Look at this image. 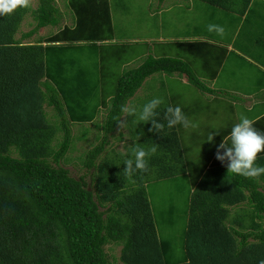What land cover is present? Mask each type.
<instances>
[{"label": "trees", "instance_id": "1", "mask_svg": "<svg viewBox=\"0 0 264 264\" xmlns=\"http://www.w3.org/2000/svg\"><path fill=\"white\" fill-rule=\"evenodd\" d=\"M35 1L34 9L20 8L0 16V264H110L106 246L120 247L121 264H261L264 175L258 180L247 179L215 163L193 180L191 190L186 189L180 234L176 236L172 218L175 207L165 210L168 224L156 226L147 187L164 179L176 188L188 184L179 139L174 127L169 128L164 120V106L156 110L158 121L165 125L162 132H150L148 122L139 123L131 133L132 140L145 150L158 145L155 156L146 157L147 172L126 176L125 161L116 159L120 155L117 153L96 163L107 135L112 137L120 127L118 120L124 115L121 107L146 78L156 73L162 78L185 74L191 85L212 92L183 59L149 56L137 67L127 66L115 81L113 95L108 100L102 97L90 116L92 120L100 107L105 109L102 129L107 140L80 156H68L76 141L70 125L87 120L67 111L71 106L66 94H73L79 106L88 108L87 97L97 90L91 88L89 92L90 84L83 77L86 73L75 69L72 58L67 66L74 75L68 81L63 68L67 58L62 53L74 49L78 41L90 42L88 46L98 61L110 66L107 62L115 60L117 69L127 60L125 54L119 57L125 45L109 39L98 49L96 41L83 34L81 39L59 45L55 42L63 41H56L49 31L36 37L40 29L59 25V12L56 0ZM258 1L260 4L254 3V7L264 4ZM205 2L213 8L212 15L216 14L213 6L219 7L224 25L226 12L242 17V26L235 27L232 48L246 51L250 39L264 44L252 25L254 16L248 10L252 0ZM27 14L35 25L16 38ZM244 30L249 32L248 39ZM31 37L32 42H23ZM97 71L102 72L103 67ZM100 76L95 75L97 84ZM84 88L88 94L82 97L80 90ZM127 159L134 157L130 154ZM71 162L89 172L91 183L85 176L76 179L70 175L65 165ZM256 163L264 166V151L258 154ZM170 216L172 220H168Z\"/></svg>", "mask_w": 264, "mask_h": 264}, {"label": "rangeland", "instance_id": "2", "mask_svg": "<svg viewBox=\"0 0 264 264\" xmlns=\"http://www.w3.org/2000/svg\"><path fill=\"white\" fill-rule=\"evenodd\" d=\"M78 1L81 3L85 2V0H78ZM58 3L59 5L62 4L60 0L58 1ZM108 4L110 6L111 15H112L113 34L109 36V34L106 33V35L107 37H109V39H112L113 37L114 38L113 42L118 45L121 44L125 45L127 43H130L131 41L139 42V43H135L139 45L141 44V42H145V39L147 40L149 45H154V43L157 42L155 39H157L158 37L161 38L173 37L175 39L176 36H187V35L189 36L199 35L198 38L204 37L205 40L217 44L219 41V35H217L215 32H209L208 25L216 24L223 26L227 36L229 35L231 29V27H227V26L225 27L224 20L223 22L221 21L223 17V12L219 9V7L213 6L216 9V14L212 15L211 12L213 8H211L209 4H207L205 1H201V0H164V1L108 0ZM168 6L171 7L169 8V10L166 11ZM35 7H36V1L32 0V6L30 9ZM262 11L264 12V8L262 9ZM70 14L73 16V12L70 11ZM253 16L254 18H251V20L253 21L252 25L255 27V35L259 39L264 40V32H263L264 17L258 18L260 16L257 15H253ZM34 25L35 23L31 15L27 14L19 26V30L18 33L16 34V38H19L22 33L28 32L30 29L34 27ZM45 30H47V28ZM41 34L42 33L40 29L36 37H38V35ZM243 34L246 35V39H248L249 32L244 30ZM33 37L35 38V36ZM33 37L26 39L23 42H32L34 40ZM127 39H129L130 42H127ZM252 42L254 43V45H252L251 50H254L256 48L257 49L262 48L260 43H258L257 41L252 40ZM95 43L97 44V42ZM100 44L101 43H99L98 45ZM104 44H108V42H105ZM88 45H90V42L82 41L75 43L73 45L75 47L74 49H69L62 54L64 58H67L66 59L67 61L64 64L63 68L65 69L66 72V73L64 72L66 74V75L64 74V76L68 78V81L74 75V73H71L70 68L67 66V62L69 58H72V60H74L75 62V65H77L75 69L79 68L80 70L86 73L83 77H85L87 82H89L90 84L89 90L91 88H93V90H97V91H93L90 98L87 97L88 108H85V111L91 112L92 109L90 108L94 107L96 103L97 104L101 103L100 100L102 97H108L113 95L115 90L114 76L115 73L119 74L120 71H118L115 68L116 67L115 60H110L109 62H107V63H111L110 66H106L101 61H98L99 59L97 58L96 53H94V51ZM172 49L174 54L177 55L182 54L183 58L188 59V62L186 64H188L190 69L193 70L196 74L208 76L209 71L207 72L199 71L201 70V66L198 57L192 55L188 56L187 54H183V52H180L176 48H172ZM157 55L160 54L157 53ZM137 63L138 60L133 65ZM213 64H214V60L212 59L211 62L209 63V68H212ZM99 65L103 67L102 72L97 71ZM227 67H228V72H231L232 70H239L241 68V66L234 68L232 65ZM121 68L124 69V71L125 69H128L125 68V65L124 64L122 65V63H121ZM195 73L194 75L197 76ZM96 74L99 76L101 74H107V78L104 79V88L101 85V89L105 91V94L103 96H102V90L101 89L99 90V84L95 82ZM159 74L160 73H156L155 76L152 75L151 76L152 80H149L145 86H143L140 90H138L136 95H134L133 98L128 101L127 105L129 104L128 106H135L139 111L144 104H146L153 98H162L164 103L161 104V106H165V104H168L167 101L163 98V96L168 95L167 92H170V94L172 95L175 94V92L172 91L170 87L165 86V83H159V84H155L153 89L150 88H152L153 83L155 80L158 79V76L159 79L161 80L164 79L167 82L173 84L178 83V80L176 81L169 79L171 77H175V75H172L169 78H162V76H160ZM225 78H226V72L225 73L223 72L221 75V80L224 81ZM233 78L234 80L238 81L239 75H234ZM221 80L219 79L218 85L221 84ZM94 83L97 85H93ZM201 83H203L204 85H208L205 83V81H202ZM226 92L227 91L217 92V93H212L211 96H206L204 93L196 89V87H193L189 83H187L177 93L178 94L177 96L179 101H185L186 103H189L186 107L193 110V112L195 113H199V114H195L194 116L193 114H191L193 118V120L191 118V121L199 123L207 119H210L211 117L213 118V122L219 123L221 120L218 117L224 116V114L227 115L228 113L227 105H229L232 98L234 97L232 94H227ZM218 94H220L222 97L220 98L221 101H214L218 97ZM193 104H197L199 106L196 108H192ZM207 107L210 109V111L216 112L215 115L209 114ZM102 113H103V108L100 107L96 113V121L92 125H86L83 123H72L73 125L70 126V130L72 133V137L75 138L76 141H73L72 151L68 152V156L72 158H75L76 156H80L81 154H83L84 151L86 152L91 150L94 146L98 145L104 140L106 141L107 138L108 140L106 141L107 143L105 144L106 146L104 147L101 157L103 155L112 156L113 153L123 151L124 148L129 147L130 143H127V141L130 140V136L125 137V134H123V139L125 143L124 142L118 143V141H116V137L119 136V132L121 131V129L122 132L125 131V129H123V127L121 126L117 131L115 130L112 137L110 135H107V138L105 139V135H104L105 132L102 129L105 116H103ZM125 121H126V131L128 130L127 132L128 135L130 131L138 127L139 123H144L138 121L135 116H129L125 119ZM197 129H185L183 126L181 128V126L179 125V130H180L179 136L182 139L183 144L189 146V149H187L186 151H184L185 148H183L182 150L183 156H185L186 160L193 159V156H197L194 154H196L198 150L203 149V147H199L197 143L193 142L195 140L189 138L192 136L193 131H199ZM203 143H204L203 145H207L206 144L207 140L206 143L204 141ZM208 143L210 144V146L213 144V142L212 143L208 142ZM135 145L136 143H132V147ZM155 154L153 155L155 156ZM74 162L65 165V167L70 171V175L76 179H78L79 176H85L86 182L91 183L89 172L86 173V170L80 168L79 165H73ZM179 189H180L179 187L176 188V186L170 182L162 185H154V186L149 185L147 187L148 197L151 207L153 209L154 218L157 227H161L163 225L166 226V224H168L167 211L165 210L170 206L175 207V212L172 215V218L175 219L174 222L176 224L175 226L176 236L180 234L179 231L182 227V221L184 219L181 217H183V214L185 213V209H186V198L182 196ZM159 211L163 213L160 214ZM168 220H172L171 216L170 219ZM105 251L108 255L110 264H121L119 261L120 247L106 246Z\"/></svg>", "mask_w": 264, "mask_h": 264}, {"label": "crops", "instance_id": "3", "mask_svg": "<svg viewBox=\"0 0 264 264\" xmlns=\"http://www.w3.org/2000/svg\"><path fill=\"white\" fill-rule=\"evenodd\" d=\"M58 1L59 0H56V7L58 8V12H59V19H58L59 25L57 27L49 26L42 28L41 33L45 34L49 31L48 33H51L50 35L55 36V38L57 39L56 41L58 40L63 41L59 43L55 42V44L57 45L61 43L65 44L66 42L71 40H78L80 36H82L83 34V37H86V39L90 41L91 40L96 41L97 42L96 46H99L98 49H102L104 43L109 40V37H107L106 33H108L109 36L113 34L112 15H111L110 6L108 4V0H85V2L83 3L79 2L78 0H65V1L60 0L62 3L61 5H59ZM201 1H205V0H201ZM260 1L264 3V0H260ZM254 3L260 4L258 0H252V3L249 5L250 7H248V10L249 9L252 10L249 11L250 14L252 16L258 14L260 16L258 18L264 17L263 14L264 12L262 11V9L264 8V4L254 7ZM170 7L171 6H168L166 11L169 10ZM70 11L73 12V16L70 14ZM226 16H227V21L225 23V27L226 26L231 27V29L228 36L226 35V33L223 37L219 36V41L217 44L205 40L204 37L198 38L199 35L176 36L175 39L173 37H167V38L158 37L157 39H155L157 42H155L154 45H149L146 39L145 42H141V44L139 45L135 44L139 42H134V41L130 42V40L127 39V42L130 43H127L125 44V46H122L121 48L122 55L119 54V57L121 58H124L123 55L125 54V58L127 60L124 63H122V65L123 64L125 65V68L127 66L137 67L140 64H142L144 60L149 56H152L153 58H159V57L180 58L183 59L185 62H188V59L183 58L182 54H178V55L174 54L172 48H176L180 52H183V54H187L188 56L192 55L198 57L201 66V70L199 71L201 72L209 71L208 76L198 75L194 72L201 82L205 81V83L208 84L205 86L212 91V92L201 91L202 93H204L206 96H211L212 93L227 91L226 92L227 94H232L234 96L231 102L229 103V105H227L228 106L227 115L224 114V116L218 117L221 120L219 123L213 122V118L211 117L210 119H207L203 122H199V123L197 122L199 124L197 130L199 131H193L192 136L189 137L192 140H195L193 142L197 143L199 147H203V149L198 150L197 153L194 154L197 156H193V159L186 160L184 156L186 168H187L186 169L187 178L185 180L188 184L186 187L183 186L180 187L179 189L180 193L184 198H186V189L188 187H190V190L193 188L194 186L193 180L194 179L196 180L198 176L201 177V175L204 174L205 170L209 169L210 166H213V164L217 163L216 165L221 164V166L226 167V162L221 163L215 158L216 146L219 145V143L224 138L227 139L229 137L232 127L239 122V118L241 115H244L256 121L254 127L261 133H264V76H263L264 75V44L263 45L260 44L262 47L260 49L256 48L254 50H251L252 45H249V43H252V41L250 42V40H248V43L246 44L247 46L245 47H249V49L246 48L245 49L246 51H243L239 47L236 49L235 47L232 48L231 44L233 43V40H235V36L237 34L236 29L242 26L241 25L242 17L240 19L239 15H237L235 12L234 13L226 12ZM64 27H66L67 29L63 33ZM46 28L47 30H45ZM111 40L114 41V38L112 37ZM99 43L101 44L98 45ZM225 46L227 48L226 51L223 50V47ZM116 50L118 53H120L118 49ZM156 52L159 53L160 55H157ZM212 59L214 60V64L212 68H209V63L211 62ZM137 60L138 63L133 65ZM230 65H232L234 68L241 66V68L239 70H232L231 72H228L227 66ZM101 68L102 66L99 65L98 69L101 70ZM117 70L120 71V73L117 75L115 74L114 81H116V78L121 74L122 70H124L121 68V63L117 67ZM223 72L224 73L226 72V78L224 81L221 80V75ZM174 75L175 77H171L169 79L176 81L178 80V83L173 84L167 82L164 79L161 80L158 77V79L155 78L157 80L154 81L153 86L150 89H153L155 84L165 83V86L170 87L172 91L175 92V94L172 95L170 94V92H167L168 95L163 96V98L168 103L165 104L163 111L165 112L166 108L169 106L171 107L179 106L184 112V114L191 120L192 118L191 114H193L194 116L195 114H199V113H195L193 112V110L186 107L189 103H186L185 101H179L177 96L178 95L177 93L182 89V87L187 83H189L187 76L185 74H181V75L174 74ZM234 75H239L238 81L234 80L233 78ZM100 77L101 79L99 84V90L101 89V85L104 88V79L107 78V76L104 75ZM219 79L221 80L220 85H218ZM149 80H152L151 76L145 79L142 86L138 90H140L143 86H145ZM80 92H81L80 95L82 97H85L88 94L87 89L85 88L81 89ZM104 94L105 91L102 90V96ZM110 97L111 96H108L106 98L108 99ZM66 98L71 106L69 107V109H67L68 112L74 114V116L78 117L82 121L87 120L86 121L87 123H83V124L92 125L93 123H95L96 114L92 120L90 119V116L93 113V107L90 108L92 109L91 112H86L85 107L82 108L81 106H79L73 94L72 95L66 94ZM220 98L222 97L220 94H218V97L214 101H221ZM100 101H102V98ZM198 106L199 105L197 104H193L192 108H196ZM207 109L209 114L215 115L216 112L210 111L208 107ZM78 114L80 116H78ZM102 115L105 116V109H103ZM126 116L127 114L124 113L122 120H124ZM180 126L182 128V125ZM122 127L123 129H125V131L122 132L121 129V131L119 132V136L116 137V141H118V143L120 142L125 143L123 139V134H125V137L130 136V140L129 141L126 140L127 143H130V145L128 148H124L123 151L117 152V154L120 155L116 157V159H123L125 161L127 160V156L131 154L130 149L132 148V143H135L134 141L135 139L133 138V134L131 133L135 131L137 128L130 131L128 135L127 134L128 130L126 131V124H125V128L124 126ZM174 129L179 139L181 150L185 148L184 151H186L187 149H189V146L184 145L182 139L179 136V132H180L179 124L174 126ZM212 133H217V134L214 136V142L210 146L208 142L206 143V140L209 134ZM132 138L134 140H132ZM203 141L207 145H203L204 144ZM228 143L230 144V140H228ZM220 151L223 152L222 149ZM101 154L102 153H100L97 156V159H99L100 161L108 157L106 155H103L101 157ZM115 155L116 153H114V156ZM168 180L169 179L160 180L153 184L154 185L166 184Z\"/></svg>", "mask_w": 264, "mask_h": 264}, {"label": "clouds", "instance_id": "4", "mask_svg": "<svg viewBox=\"0 0 264 264\" xmlns=\"http://www.w3.org/2000/svg\"><path fill=\"white\" fill-rule=\"evenodd\" d=\"M32 0H0V16L13 14L20 8H30ZM34 9V8H33ZM209 32H215L223 37L225 29L223 26L216 24L208 25ZM164 101L162 98H153L138 111L135 106H122L121 111L129 116H135L138 121L148 123L151 122L150 132L160 133L165 125L158 121L159 113L156 111ZM164 120L167 121V126L172 128L176 125H182L185 129H197L199 124L191 121L182 111L179 106L167 107ZM119 125L125 126L126 121L118 120ZM256 121L244 115H241L239 122L236 123L230 132L227 139H223L216 146L215 158L221 163L226 162L227 172L243 176L247 179L258 180L261 175H264V166H259L256 161L258 154L264 151V133L258 131L254 124ZM217 133L209 134L207 142H214V136ZM230 140V144L228 143ZM158 145H153L150 149L136 145L130 149L134 159L125 160L124 173L131 177L137 171H148V160L146 157L155 154ZM223 150L221 152L220 150ZM264 264V261H261Z\"/></svg>", "mask_w": 264, "mask_h": 264}]
</instances>
